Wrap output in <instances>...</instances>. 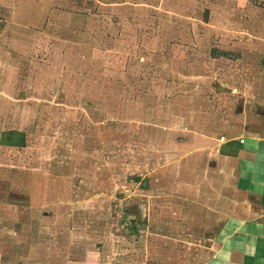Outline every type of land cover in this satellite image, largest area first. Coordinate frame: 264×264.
Masks as SVG:
<instances>
[{
    "label": "rangeland",
    "instance_id": "rangeland-1",
    "mask_svg": "<svg viewBox=\"0 0 264 264\" xmlns=\"http://www.w3.org/2000/svg\"><path fill=\"white\" fill-rule=\"evenodd\" d=\"M254 7L264 0H0V264L193 260L187 231L144 222L142 206L170 201L165 133L254 116L240 107Z\"/></svg>",
    "mask_w": 264,
    "mask_h": 264
},
{
    "label": "crops",
    "instance_id": "crops-1",
    "mask_svg": "<svg viewBox=\"0 0 264 264\" xmlns=\"http://www.w3.org/2000/svg\"><path fill=\"white\" fill-rule=\"evenodd\" d=\"M247 51L245 56L254 59V81L243 90L240 107L245 110L251 102L254 116L241 112L240 125L223 120L214 128L200 119L192 129L178 127L159 140L161 161L169 163L160 169L166 168L160 187L170 201L157 198L158 215L142 206L144 222L157 226L171 218V231H187L188 250L193 248L187 264L199 258L201 264H264V9L254 7V41ZM165 204H170L167 210Z\"/></svg>",
    "mask_w": 264,
    "mask_h": 264
}]
</instances>
